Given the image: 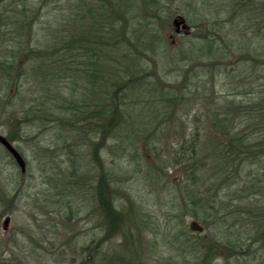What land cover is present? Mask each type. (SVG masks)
<instances>
[{"label":"rangeland","instance_id":"374dc122","mask_svg":"<svg viewBox=\"0 0 264 264\" xmlns=\"http://www.w3.org/2000/svg\"><path fill=\"white\" fill-rule=\"evenodd\" d=\"M122 1L133 15V23L123 26V33L133 36V47L129 46L133 57H125L124 65L133 68V79H143L141 86L134 81L133 88L120 99L124 108L129 106L133 124H151L145 133L136 132L133 137L124 136L123 126L108 137L92 131L93 126L102 124L96 115L105 102H98L90 92L96 85L88 76L96 54L88 50L99 48L102 59L107 51L117 58L129 51L127 46L107 49L92 44L93 28L110 3L0 0V135L19 151L26 165L22 171L0 142V264H197L198 244L209 231L198 219L202 231L191 230V213L185 217L180 209L173 210L180 204L174 202L192 195L180 169L200 165L205 179L214 178L216 185L205 188L203 179L189 189H201L209 198L230 205L244 199L233 196L239 186L243 192L257 191L248 185L246 173L256 169L250 162L243 176L229 165L232 174L222 183L218 175L227 171L228 162L210 154V142L216 140L214 123L226 118L225 108L240 104L252 85L251 96L264 90L261 58L251 61L233 54L215 61V54L198 47L208 44L202 36L211 33L207 29L212 18L224 22L227 31L236 29L238 23L250 32L263 27L264 0ZM238 6L243 14L237 12ZM177 16L185 19L186 31L175 30L173 19ZM80 41L84 49H71L67 62L60 61L63 56L55 54L56 49ZM139 71L143 75H137ZM126 80L121 83L125 85ZM149 82L151 86H144ZM161 94L168 100L157 101ZM136 97L140 101L132 103ZM159 103L165 105L160 108ZM69 106L92 109L94 114H72L66 109ZM155 111L159 113L156 117ZM84 116L93 117L94 124L85 123ZM74 122L88 126L75 131ZM196 134L202 136L196 162L170 167L175 158L167 149ZM185 150V146L181 148ZM100 178L107 183V191L102 190L104 185L101 190L98 187ZM105 201L117 210L111 221L101 206ZM121 205L124 209H119ZM231 209L224 210V216L237 226L235 231H242L243 236L257 235L256 228L231 214ZM6 217L9 223L4 228ZM236 240L229 239L234 246ZM237 245L241 250L245 247L242 241ZM259 254L254 261L247 255L244 261L218 256L210 263L263 264Z\"/></svg>","mask_w":264,"mask_h":264},{"label":"trees","instance_id":"16d2710c","mask_svg":"<svg viewBox=\"0 0 264 264\" xmlns=\"http://www.w3.org/2000/svg\"><path fill=\"white\" fill-rule=\"evenodd\" d=\"M107 2H109L110 5L107 6L106 4L107 10L105 11V13H103L102 20H97L99 22L97 23V26H95V28H93L92 26V28L94 29V41L92 42V44L95 43L96 45H98V47H104L107 49L118 47L124 48L126 46L129 49V46L133 47V36L129 37L126 31V35L123 33V26L133 23V15H131L132 11H130V9L129 11L128 9H126L127 4H125L122 0L115 2L112 0H107ZM131 5H133V3ZM237 12L243 14V12L240 11L239 6L237 8ZM219 20V18H212L211 20H208L209 27L207 30L211 33H207L202 36L203 40L206 39L205 41L208 42V44L207 46L200 45L198 47V50H206L205 48H207L211 55L215 54V57H213V60L215 61H219L224 58L226 59L229 57V55L232 56L233 54L235 57L236 55H238L240 59H249L251 61H257L258 58H261V66L264 67V26L256 31L250 32L246 28H239L241 25H239L240 23H238L236 29L233 28L227 31L223 27L225 23H220ZM149 23L151 24L153 22ZM82 44L83 43L81 41L80 43L68 42L63 46L58 47L59 49H56L55 54L63 56V59L61 58L60 61L67 62L66 55L70 54L72 50L73 52H78L79 49H84L85 45ZM89 48H91V46H89ZM152 49L153 48H150L151 52ZM88 51L89 54H96L92 55L95 59L94 61H92V70L88 74L89 77L91 76L94 78L93 82L96 85L95 87H90V92L97 98L98 102L102 104H104L105 102V105H102L105 106V108L99 110L97 112L98 114L96 113V117L98 118V120L99 118H102V124H96L95 126H93L92 131L95 134L100 133L104 136L107 135L108 137L113 136V130L116 127L119 128V126H123L122 129H124V136L126 135V137H133V133L136 132H139V134L145 133L144 130L148 129L149 125L151 124H133V114L131 113V111L127 110V107L129 106L127 105V107L124 108L123 105L125 103L123 102V99H120L121 95L124 96V92L126 90H130L133 88L134 81H136V83H139L140 86L142 84L141 80L143 78H138V81L137 79H133V77L135 76L133 75V68L128 69L124 65L125 57H133V49H129L128 52H130V54H128V52H122V56L120 55L119 58H117L113 54H110L111 52L107 51L105 52L106 56H104L103 54V59L100 57L101 52L99 51V48L97 51L94 48H91ZM51 52V55H53L54 50ZM96 63H98V66L95 65ZM140 72L141 71L137 72V75ZM43 74H45V71L43 72ZM140 75L143 74L140 73ZM125 78L127 80L126 82H124L125 85H123L121 81ZM119 83H121V85ZM144 86H151V82L145 83ZM250 90H254L253 85L243 93L245 99H243V101H240V104L236 105L234 103L233 105L232 103H227L232 104L233 107L225 108V111L227 112L224 116H226V118L221 117L214 123L216 134L212 132L211 133L213 134V137H216V140H214V142H210V154L221 156L225 162H228L226 166L227 171H225L223 175H218L220 176L219 178H221L222 183L228 180V178L232 174L231 172H229V165H232V167L235 166V171H241L240 175L243 176V174H245L244 168L247 166L248 162L255 164V171L251 168L248 173H246V176L249 179L248 185L250 187H255L257 191L243 192L241 190L242 187L239 186L236 192L233 193V196H235L237 199V196L239 195L241 197L244 196L242 197L244 199L241 201L240 198L237 205H235L236 203L233 204L232 202V205H230V203L219 201L215 198H209L207 195H204V193H202L201 189L195 191L193 190V192L189 189L190 187L195 188L196 184L201 182L203 179L204 180L202 181V184L205 188L213 189V186L216 185L214 178L212 180L210 179V181H207L205 179L207 175L201 173L203 168L199 167L200 165L194 166V168L190 167L191 170L187 171L183 170V168L182 170L180 169L182 174H184L182 179L184 180L185 187H189L187 189V192L192 193L193 196L191 195L189 197L183 198L180 201L174 202L176 206L177 203L180 204L173 210L179 212L180 209L185 217L191 213L190 215L195 220L198 219L203 221L209 231L206 238L201 239L203 243L198 244L200 250H197V264H211V258L218 256H224L226 258L241 257V261H244V255H247L248 258H251V261H254L255 256L257 255V252L259 253V251L260 254L258 257L263 260L264 264V253L262 252V250H264V90L253 92V96H251L252 92H250ZM139 98L140 97H136L132 99V103L134 101V103L136 104V100L139 102ZM156 98L157 101L162 102L168 100L163 99V94H161L159 98ZM89 101H91V98ZM159 104L160 105L158 106H160V108L161 106L165 105L161 103ZM90 105V107H92L91 103ZM66 109H68V111H71L72 114L77 115L82 113L83 115H85L87 112L89 114V117L93 112L92 109L82 110L77 106H69ZM231 111H234L233 114L235 115H230ZM158 114L159 113L155 111L154 116L156 117ZM236 114L237 117L235 120H233ZM82 119L83 121H85V123L86 121H88V125L94 124L93 117L91 118V120L89 118H85V116ZM88 125L82 126L74 122L72 124V129L78 131L80 128H85ZM257 135L258 137H256ZM201 137L202 136L200 134H196L195 137L186 139L184 140V142H181V144L176 148L174 146H170L167 149V151L170 152L168 155H170V157L172 158H175V163L169 166L175 168L179 164H194L197 160V158H195V153L198 152L197 149L201 146ZM155 139L156 138H153V140ZM129 141V144L133 145V140L129 139ZM184 146L186 150L181 151V148H184ZM125 148L126 146L124 145L123 150ZM193 159L194 161L193 163H191ZM164 167L168 168L167 165ZM109 174L110 172L107 171V183L110 181ZM104 176L105 178L103 177V179L106 180L105 171ZM104 180H101L100 178L98 185L100 190L104 185ZM107 183L104 185V188L102 190L107 191ZM242 183L243 181L240 183L241 186ZM235 197L230 198L234 200ZM243 201L244 203H242ZM241 203L243 204L242 207L239 206ZM111 204L112 203L106 201L101 203L106 217H108L110 221L115 217V215H117V210H114ZM255 207L259 208L255 209ZM230 208H232L230 210L231 214H237V217L240 220L244 219L249 224L254 226L256 228L257 235L249 236L248 234L246 236H243L242 231H235L237 229V226L234 225V223L232 224L231 221L229 222L226 218L227 216H224V210ZM119 209H124V205H121ZM202 211L203 213H205L206 211L210 213L202 214ZM255 213H259L260 216L253 215ZM208 218L210 219V221L206 223ZM213 224H215V226ZM232 237H237L238 241L236 240L235 246L231 245L229 241V239ZM240 241L245 244V247H242V250L237 245L240 244ZM256 242L259 243L258 247H256ZM220 248H222V250Z\"/></svg>","mask_w":264,"mask_h":264},{"label":"water","instance_id":"95a60500","mask_svg":"<svg viewBox=\"0 0 264 264\" xmlns=\"http://www.w3.org/2000/svg\"><path fill=\"white\" fill-rule=\"evenodd\" d=\"M173 25L175 26V30L179 31V29L187 30L188 26L185 22V19L181 16H177L173 19ZM0 142L3 144V146L7 149L8 152L13 156V158L16 160L17 164L19 165L20 169L22 171L25 170V160L23 159L22 155L19 153V151L12 145V143L4 136L0 135ZM9 223V217H6L4 220V228H7V225ZM190 229L193 231H202V226L198 223L197 220H192L189 225Z\"/></svg>","mask_w":264,"mask_h":264},{"label":"flooded vegetation","instance_id":"af4514ba","mask_svg":"<svg viewBox=\"0 0 264 264\" xmlns=\"http://www.w3.org/2000/svg\"><path fill=\"white\" fill-rule=\"evenodd\" d=\"M0 201L3 203V191H2V198H0Z\"/></svg>","mask_w":264,"mask_h":264}]
</instances>
